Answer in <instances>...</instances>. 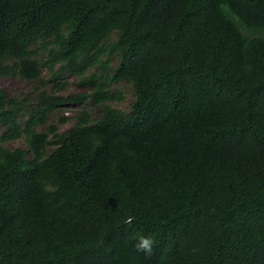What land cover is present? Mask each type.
Masks as SVG:
<instances>
[{"label": "trees", "instance_id": "1", "mask_svg": "<svg viewBox=\"0 0 264 264\" xmlns=\"http://www.w3.org/2000/svg\"><path fill=\"white\" fill-rule=\"evenodd\" d=\"M17 74L38 85L0 92V141L27 144L0 145V264H264V0H0Z\"/></svg>", "mask_w": 264, "mask_h": 264}, {"label": "rangeland", "instance_id": "2", "mask_svg": "<svg viewBox=\"0 0 264 264\" xmlns=\"http://www.w3.org/2000/svg\"><path fill=\"white\" fill-rule=\"evenodd\" d=\"M117 61H118L117 59H113V61L111 62V66H110L111 70H113L116 67ZM44 76L45 78H49L47 68H45L44 70ZM69 80L71 83L68 90L62 92L61 94L69 95L73 93L88 91L86 87H83L79 84V79L77 77L70 76ZM37 85L38 83L36 81H27L18 74L11 77L0 76V92L4 90L8 97H21L23 94H27L29 96H32V99L34 100L36 97L35 94H36ZM112 89L114 91H122L125 98L121 102H111L110 105L126 112L130 111L131 106L136 99L132 85L127 83H116L113 85ZM103 107L104 105L100 107H96L91 102L87 104L86 109L91 114L92 122L97 121L101 117L103 113ZM83 108L84 106H80L76 104H71L58 108L56 111H54L51 114V123L58 124L60 131H65L77 123V118ZM65 117H68L69 121L66 124H61L60 119ZM44 130H46L45 126L40 128V131H44ZM3 131L4 128L2 125H0V135L3 133ZM0 145H3L10 149H16L20 147L27 148L25 138L9 143H2L0 141ZM53 148L54 145H50L49 149L52 150Z\"/></svg>", "mask_w": 264, "mask_h": 264}]
</instances>
